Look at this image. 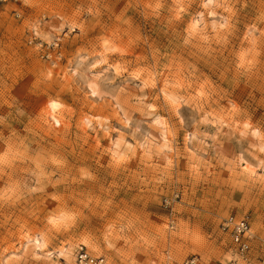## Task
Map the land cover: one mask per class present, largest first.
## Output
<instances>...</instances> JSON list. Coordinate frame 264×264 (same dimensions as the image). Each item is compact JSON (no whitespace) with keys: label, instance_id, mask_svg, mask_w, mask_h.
<instances>
[{"label":"rangeland","instance_id":"obj_1","mask_svg":"<svg viewBox=\"0 0 264 264\" xmlns=\"http://www.w3.org/2000/svg\"><path fill=\"white\" fill-rule=\"evenodd\" d=\"M206 4L0 0V264L263 253L264 0Z\"/></svg>","mask_w":264,"mask_h":264},{"label":"built area","instance_id":"obj_2","mask_svg":"<svg viewBox=\"0 0 264 264\" xmlns=\"http://www.w3.org/2000/svg\"><path fill=\"white\" fill-rule=\"evenodd\" d=\"M252 221L245 214H228L220 221V227L228 238L232 254L230 260H218L215 264H264L263 253L257 255L258 242L252 227ZM264 246V244H263ZM106 256L95 255L85 244L77 249L75 264H105ZM171 264H203L198 254H192L179 262Z\"/></svg>","mask_w":264,"mask_h":264},{"label":"bare ground","instance_id":"obj_3","mask_svg":"<svg viewBox=\"0 0 264 264\" xmlns=\"http://www.w3.org/2000/svg\"><path fill=\"white\" fill-rule=\"evenodd\" d=\"M162 121V120H161ZM161 124H163L164 122H160ZM165 128V127H164ZM163 128V129H164ZM244 168H245V170L246 171H253V169L251 168V165L247 162V161H245L244 162ZM254 230V229H253ZM34 244L36 245V247L37 248H42L43 246H44V242H42V241H40V240H38V239H36L35 240V242H34ZM88 248V247H87ZM77 254V253H76ZM75 254V255H76ZM233 256V254L231 255V257ZM231 259V258H230ZM229 259V260H230ZM75 262H76V260H75ZM75 264V263H74Z\"/></svg>","mask_w":264,"mask_h":264},{"label":"snow or ice","instance_id":"obj_4","mask_svg":"<svg viewBox=\"0 0 264 264\" xmlns=\"http://www.w3.org/2000/svg\"><path fill=\"white\" fill-rule=\"evenodd\" d=\"M210 3H212V0H207V4H210ZM207 4L205 6H207ZM209 15H214V13H209ZM92 95H95V93H92ZM52 107H57V105L53 103ZM261 152H264V148H261ZM261 167L264 168V162H262ZM53 223H55V221H53Z\"/></svg>","mask_w":264,"mask_h":264}]
</instances>
